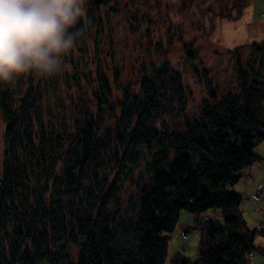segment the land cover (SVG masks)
Segmentation results:
<instances>
[{"label":"trees","instance_id":"trees-1","mask_svg":"<svg viewBox=\"0 0 264 264\" xmlns=\"http://www.w3.org/2000/svg\"><path fill=\"white\" fill-rule=\"evenodd\" d=\"M72 31L78 45L80 19ZM248 46L245 61L230 50L238 89L220 93L207 80L200 109L176 129L158 122L173 104L184 110L177 74L144 78L105 132L88 107L72 130L45 117L51 77L35 87L29 76L0 85V264H164L162 232L184 209L199 225L197 257L177 253L170 264H247L257 229L231 184L260 159L253 149L264 140V40ZM141 163L146 174L128 189ZM207 209L222 220L204 218Z\"/></svg>","mask_w":264,"mask_h":264},{"label":"rangeland","instance_id":"rangeland-1","mask_svg":"<svg viewBox=\"0 0 264 264\" xmlns=\"http://www.w3.org/2000/svg\"><path fill=\"white\" fill-rule=\"evenodd\" d=\"M125 2L117 0L118 10L110 11L105 26L98 30L99 61H94V42L84 36L64 57L61 72L32 74L33 87L40 78L51 77L44 92L47 119L57 125L65 122L72 130L73 119L88 107L90 113L103 117L100 131L105 132L115 127L123 99L137 95L144 78L158 79L159 73H170L177 74L183 86L184 110L173 104L158 123L179 128L185 116L192 117L200 109L208 94L207 80L220 93L238 89L235 57L230 50L237 48L245 61L251 53L248 45L264 40V0H132L128 9ZM99 81L106 88L100 87ZM2 150L0 137V157ZM133 171L134 177L126 183L128 189L145 176L146 164ZM257 200L259 205L248 210L240 207L247 226L257 228L247 264H264V195ZM205 214L213 216V210L207 209ZM217 218L222 220L220 215ZM162 234L167 236L164 264H170L177 253L196 259L200 231L193 212L182 210L175 228ZM71 252L75 254L76 247Z\"/></svg>","mask_w":264,"mask_h":264},{"label":"clouds","instance_id":"clouds-1","mask_svg":"<svg viewBox=\"0 0 264 264\" xmlns=\"http://www.w3.org/2000/svg\"><path fill=\"white\" fill-rule=\"evenodd\" d=\"M84 11L81 0H0V85L61 72Z\"/></svg>","mask_w":264,"mask_h":264},{"label":"crops","instance_id":"crops-1","mask_svg":"<svg viewBox=\"0 0 264 264\" xmlns=\"http://www.w3.org/2000/svg\"><path fill=\"white\" fill-rule=\"evenodd\" d=\"M253 151L260 156V159L240 169L231 184V187L243 196L240 207L247 210L259 205L260 200L257 199L259 196L264 195V140L258 143ZM243 199L247 200L243 201ZM213 215L217 217L219 214L213 211ZM251 256L253 258V255Z\"/></svg>","mask_w":264,"mask_h":264},{"label":"flooded vegetation","instance_id":"flooded-vegetation-1","mask_svg":"<svg viewBox=\"0 0 264 264\" xmlns=\"http://www.w3.org/2000/svg\"><path fill=\"white\" fill-rule=\"evenodd\" d=\"M83 7L85 9L84 15L80 17V21L84 25V34L85 39H89L94 42L95 44V50L93 55L94 61H99L97 59V44H98V33L99 29L105 26V23L108 19V16L110 14V11H117V0H101V2H98L97 0H81ZM132 4V0H126L125 7L128 9L129 6ZM104 13L103 16H101V13ZM108 50H106V54H108ZM102 73V72H101ZM33 79L34 77L32 74H27ZM23 95H21L22 98ZM128 100H132V98L125 97ZM124 100V99H123ZM123 104V103H122ZM122 106V105H121Z\"/></svg>","mask_w":264,"mask_h":264},{"label":"water","instance_id":"water-1","mask_svg":"<svg viewBox=\"0 0 264 264\" xmlns=\"http://www.w3.org/2000/svg\"><path fill=\"white\" fill-rule=\"evenodd\" d=\"M98 2H101V0H97Z\"/></svg>","mask_w":264,"mask_h":264}]
</instances>
